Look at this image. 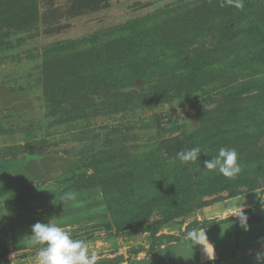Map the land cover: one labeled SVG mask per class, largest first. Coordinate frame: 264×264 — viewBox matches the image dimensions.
<instances>
[{
    "label": "rangeland",
    "instance_id": "374dc122",
    "mask_svg": "<svg viewBox=\"0 0 264 264\" xmlns=\"http://www.w3.org/2000/svg\"><path fill=\"white\" fill-rule=\"evenodd\" d=\"M0 11V264H139L264 210V0ZM244 196L255 208L211 219Z\"/></svg>",
    "mask_w": 264,
    "mask_h": 264
},
{
    "label": "crops",
    "instance_id": "0c3cea01",
    "mask_svg": "<svg viewBox=\"0 0 264 264\" xmlns=\"http://www.w3.org/2000/svg\"><path fill=\"white\" fill-rule=\"evenodd\" d=\"M230 201L213 208L211 219L224 218L235 208L236 213L249 211L258 203L255 196L240 197L233 204ZM240 215L161 247L139 264H264V218L245 223L251 215Z\"/></svg>",
    "mask_w": 264,
    "mask_h": 264
},
{
    "label": "trees",
    "instance_id": "16d2710c",
    "mask_svg": "<svg viewBox=\"0 0 264 264\" xmlns=\"http://www.w3.org/2000/svg\"><path fill=\"white\" fill-rule=\"evenodd\" d=\"M1 11H0V17H1ZM233 26V25H232ZM251 89H253L252 91H255V90H257V88L255 87V88H251ZM251 89H250V86L249 87H247L246 88V92H251ZM240 93H242L241 91H238V92H236V94L237 95H241ZM234 95V94H233ZM236 105H238V104H236ZM231 111H234V115L235 114H237L238 115V112L236 111V107H234V108H232L231 109ZM232 115H233V113H232ZM206 116V115H205ZM202 120H203V122L205 121V119H204V115L203 116H201V119H200V121H201V123H199V125H196L197 127H196V129L197 130H200V126H201V124H202ZM220 120H221V117H215V119L213 118V121H211L210 122V124L211 125H218L219 124V122H220ZM213 146H217L216 144H212ZM219 148H221L220 146H219ZM235 149V148H234ZM230 154H231V152H230ZM213 157H216L215 156V154H213ZM154 175V174H153ZM185 176H186V174H185V172H184V169H179V170H175V172L172 174V175H169L168 177H167V179H169L170 181H171V185L170 186H174V185H176L177 187H178V184L180 183V181L181 182H183L184 180H185ZM157 177V176H156ZM154 180V178L152 179V181ZM189 184H190V182H189ZM170 190V192L169 193H164L165 195H169V196H172V199L174 200V199H177V198H179V196H174V194L176 193V191H174V190H178V189H174L173 187L172 188H169ZM232 189V188H231ZM182 193H186V191L185 190H183V192ZM187 197V196H186ZM192 201H193V199H192ZM188 204H191L192 202H191V199L190 200H188V202H187ZM169 205L168 206H166V208H168V209H170V210H174L175 212H179V211H181V209L179 208V205L177 204V205H175V203L173 204V203H168ZM186 205V204H185ZM161 207H163V206H161ZM217 224H219V222L218 223H214L213 225H217ZM213 225H211V226H213Z\"/></svg>",
    "mask_w": 264,
    "mask_h": 264
},
{
    "label": "water",
    "instance_id": "95a60500",
    "mask_svg": "<svg viewBox=\"0 0 264 264\" xmlns=\"http://www.w3.org/2000/svg\"><path fill=\"white\" fill-rule=\"evenodd\" d=\"M187 112L191 114V116L194 118V120L198 117V106L194 105L187 109ZM264 218V211L261 208H258L255 210V214L247 217L244 222L250 223V222H256L260 221Z\"/></svg>",
    "mask_w": 264,
    "mask_h": 264
}]
</instances>
